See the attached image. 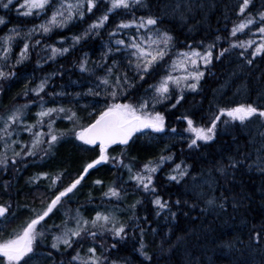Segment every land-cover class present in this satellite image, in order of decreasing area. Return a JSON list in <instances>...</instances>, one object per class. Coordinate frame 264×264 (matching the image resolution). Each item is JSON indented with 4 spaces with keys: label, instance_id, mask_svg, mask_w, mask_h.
Segmentation results:
<instances>
[{
    "label": "trees",
    "instance_id": "obj_1",
    "mask_svg": "<svg viewBox=\"0 0 264 264\" xmlns=\"http://www.w3.org/2000/svg\"><path fill=\"white\" fill-rule=\"evenodd\" d=\"M173 2L174 0H146L148 8L120 11L119 15L110 14L109 22L99 30V35H94L86 41L82 40L75 48L71 47L72 37L81 34L102 14L104 7L107 6V0L98 6L99 10L93 9L95 15L87 13L82 21H74L66 28H53L50 33L44 34L37 27L36 32L31 35L33 38L30 39L29 58L15 68L16 76L7 82L0 81V87L3 88L0 92V112L10 113L16 108L26 106L22 117L23 123L13 126L9 130L11 135L0 136V152L7 148V155L12 156L13 149L19 152L26 144L31 145L32 133L23 129L25 125L36 124L40 119L37 113L42 110L41 97L43 108L60 106L71 108L78 114L80 124L90 123L96 115L94 109L99 110L101 107L96 100L102 98L77 95L87 92L88 88L94 87L96 83L94 76L81 73L78 65L82 57L85 54L89 57V69L93 67L91 62H100L105 46L109 43L108 34L121 20L137 18L138 22L141 16L164 15V23L159 27L169 30L177 37L174 52L189 51L188 45L204 51L207 45L214 43L212 63L200 82V88L195 92L185 91V100L181 105L175 109L170 107L171 102L167 108L163 105L156 106V110L161 111L166 118L164 133L154 135L145 130L146 134L138 133L137 137H134V143L110 148L109 155L119 156L121 151H124V164L132 165L133 171H139L145 163L154 161L161 155H171L172 159L165 161L161 170L155 174L154 183L157 193L169 201L172 211L177 212V217L173 219L167 210L156 215V207L150 202L153 197L136 186V182L130 179L126 167L117 166L116 163L109 161L92 170L81 182V186H78L75 194H70V198H63L64 207L51 214L50 218H46L47 226L51 228L52 225H61L68 217L75 216L77 210L87 219L94 218L96 212L115 214L125 224L136 228L135 234L129 232L128 239L117 244L115 249L111 248L115 238L110 233H105L95 241V245L88 239L77 250L81 256L86 257L87 249L91 246L97 247L98 254L108 249L105 255L109 260L118 261V264H140L143 259L138 251L137 241L141 239L139 227L145 230L143 240L148 245L147 250L156 256L160 264H186L188 260H192L194 264H264V243L257 246L252 239L255 232L264 227V173L254 163L255 153L251 147L254 141H259V133L264 131V128L252 124L245 127L239 121L227 126L221 123L218 125L217 138L214 141L208 144L201 141L198 142L201 144L200 148L189 149L191 134L185 130L186 121L180 119L183 115H189L197 125H207L220 107H234L257 101L259 93L264 90V77H261V72L264 71V58L257 55L254 65H246L244 61L248 54L245 52H243L245 55L241 56L229 51L223 57H217L223 48H229L230 43H233L231 38L233 27L242 23L249 15L256 19L253 24L255 29L261 26L258 12L264 11V0H252V5L244 14L239 11L242 0H192L195 7L187 20H181L178 15L173 16L171 12L165 15L161 5ZM13 8L16 9V6ZM11 10L0 7V16H4L6 20V24L0 30V37L12 34L10 29L17 28L21 34L14 38H21L16 44L19 47H23L22 37L28 36L31 24L36 27L47 22L51 12V9L37 12L32 22V19L26 18L18 21L19 16ZM10 22L13 24L10 25ZM145 31L146 29H142L139 34L142 35ZM131 35H137L135 27L122 30L116 38L127 41ZM37 40L40 41L39 44L36 43ZM112 44L114 45V39ZM48 46L69 47L71 50L68 54H57L55 58L50 59L51 50ZM12 53L14 55L8 59L6 71L19 58L17 56L20 54L19 48H15ZM116 59L120 61L122 69L127 70L123 58L117 55ZM167 69L168 65L158 69L160 76L164 75ZM58 71H62L64 75H53ZM96 74L102 75L99 69ZM47 76H52L45 89L48 95L41 93L40 97H37L34 92L29 91ZM129 76L131 78V72ZM160 76L146 77L145 81L137 80L136 87L130 90V99L145 96V90L157 83ZM53 92H65L67 95L53 96ZM120 102H125L124 97L120 98ZM229 119L226 116L221 117L222 121ZM44 121L43 128L37 126L33 132L41 130L48 132V118L45 117ZM54 127L58 132L67 133L72 123L61 113L56 118ZM172 127L177 129V133L170 132ZM13 141L16 143H12ZM9 144L11 147H7ZM237 148L241 152L250 153L245 163L252 165V168H240L235 174V179L229 184L217 169L221 164L228 163L229 155L240 156ZM92 149V146L83 145L69 133L48 157L28 158L26 167L18 164V171L0 170V204L11 206L7 220L0 221V240L10 238L13 230H18L24 225L29 215L34 213L32 206L43 192L54 197L57 189L68 185L80 175L84 166L98 155V147ZM176 164L188 167L190 174L185 178L186 182L181 181L178 184L167 179ZM42 172L49 173L53 179L56 174H63V179L51 188V180L42 177L29 182ZM210 177L219 183L212 184ZM96 180L103 183L97 185L94 183ZM8 182L10 186L5 188L4 185ZM113 183L124 190L119 199L103 195ZM209 186L213 195L228 198L223 211L208 209L201 213V209L206 208V205L199 200V193L207 191ZM176 199L186 200L188 204L177 206L174 204ZM138 200L142 203L131 209L130 206ZM234 201L240 202L239 207L231 206ZM193 203H199V207L189 211V205ZM184 212H189V215L185 216ZM133 216L139 218L136 224L133 223ZM144 217H147V222ZM69 226H74V221L69 220ZM178 237L183 239L177 242ZM50 241L51 236L42 244L38 258L31 264H52L53 260L57 264H67L69 255H62L51 249ZM170 245L175 247L168 251ZM49 252L52 253L50 258ZM69 253L75 255L72 250H69Z\"/></svg>",
    "mask_w": 264,
    "mask_h": 264
},
{
    "label": "snow or ice",
    "instance_id": "obj_2",
    "mask_svg": "<svg viewBox=\"0 0 264 264\" xmlns=\"http://www.w3.org/2000/svg\"><path fill=\"white\" fill-rule=\"evenodd\" d=\"M102 3H104V0H23L20 8L26 9V11L21 13L24 16L33 15L34 10L46 11L51 9L52 11L47 22L28 30L27 35L30 37L36 32L37 27L42 33L48 34L53 28H66L74 21H82L87 13H93V9L99 10L98 6ZM250 5H252V0H242V4L239 5L240 13L244 14L245 10L250 8ZM0 7L10 10L15 7L14 0H0ZM141 7H149L146 0H107V6L104 7L102 14L93 20L81 34L72 37L71 47L75 48L82 40L86 41L94 35H99V30L104 28L105 24L109 22L110 14L119 15L120 11H132ZM194 7L195 5L192 3V0H174L171 4L163 3L161 5L165 15L171 12L173 16L178 15L181 20L189 19V13L194 10ZM258 16L261 25L258 31L264 34V11H259ZM164 19V15H149L147 17H139L138 22L137 18L128 21L121 20L109 32V43L105 46V51L100 58V62H91L93 67L89 69V57L87 54L82 57L78 65L81 73H89L94 76L96 83L94 87L88 88L87 92L78 93L77 95L102 98L96 100V103L101 104V107L99 110L94 109L96 115L90 123L86 125L80 124L78 114L71 108L63 106L43 108V98L41 97L42 110L37 113L40 119L37 120L36 124L25 125L23 129L32 133L31 145L26 144L25 148L19 152L13 149L12 156L7 155V148L4 152H0V170L6 172L10 169L18 171V164H23L26 167L28 158L40 157L43 159L48 157L56 145L69 133L76 140L81 141L83 145L94 146L92 150L95 147L99 149L97 157L84 166L80 175L71 180L68 185L57 189V194H55L54 198L41 210H34V215L26 220L24 225L18 230H13L10 238L0 240V264H31L34 259L38 258L39 250L49 236H51V249L56 250L57 253H61L62 255H69L70 258L67 264H76V262H79V264H118V261L109 260L105 255L108 249H104L98 254L97 247L91 246L87 249L86 257L81 256L77 250L88 239H91L93 245H95V241L105 233H110L115 238V243L111 245V248L115 249L117 244L125 242L128 239L129 232L135 234L136 228L125 224L115 214L96 212L94 218L87 219L77 210L75 216L68 217L61 225H52L51 228L47 226L46 219L50 218L51 214H54V210H59L58 206H62L63 198H70V194H75V191L78 190V186H81V182L85 179L89 170L95 169L98 165L108 163L109 161L116 163L117 166L126 167L130 179L136 182V186L145 194L153 197L150 202L156 207V215H159L161 211L167 210L173 219L177 217V212L172 211V205L169 204V201L163 199L157 193L154 183L155 174L161 170L165 161L172 159L171 155H161L156 160L145 163L139 171H133L132 165L124 164V151H121L119 156L109 155V149L112 146H128L130 142H135L134 137H137L138 133L141 135L146 134L145 130L164 133L166 131V118L161 111L156 110V106L163 105L167 108L169 107V102H171L170 107L175 109L178 105H181V102L185 100V91L195 92L200 88V82L205 77V71L201 70V62L205 70L212 63L214 43L207 45L203 52L192 48L191 45L187 46L189 51L174 52L177 37L172 35L169 30L159 27L160 24L164 23ZM255 22V17L249 15L242 23L233 27L231 35L236 36L237 32L242 31ZM5 24V17L0 16V25ZM133 27H135L137 35L129 36L127 41L122 38H116L122 30L132 29ZM142 29H146V31L141 35L139 33ZM10 32L12 33L11 35L3 38L6 47L0 48V56H2V59H0V81L5 82L16 76L15 68L22 65L29 58V44L24 43L19 58L8 67L7 71L5 70L9 54L12 51L13 38L21 34L17 28L10 29ZM113 39L114 45L112 44ZM36 43L39 44L40 41L37 40ZM201 43L203 42L201 41ZM252 43L254 42L231 43L229 48H223L219 52L217 58L223 57L225 53L237 47H251ZM48 47L51 50L50 59L55 58L57 54H68L71 50L69 47ZM117 55L123 58L127 70L122 69L120 61L116 59ZM173 55L176 57L175 60L172 59ZM240 55L244 56L245 53L241 52ZM257 55L264 58V43H261L253 52L249 53L244 63L246 65H254ZM164 65H168V69L164 72V75L160 76L158 69L163 68ZM178 67L183 69L184 75L175 76L172 74ZM97 69L100 70L102 75L96 74ZM129 72L132 73L131 78ZM53 75L63 76L64 73L58 71ZM153 75L160 76V78L157 83L150 85L145 90V96L137 97L135 100L130 99V90L136 87L135 82L137 80L145 81L146 77ZM261 77H264V71L261 72ZM51 79L52 76L42 78L39 84L29 89V91L34 92L37 97H40L41 93L48 95L45 89L48 87ZM2 91L3 88L0 87V92ZM52 95L63 96L67 95V93L53 92ZM121 97H124L125 102H120ZM25 108L26 106H21L11 111L7 116L0 117V121H3L0 133L6 136L11 135L12 133L9 130L13 125L23 123L22 117ZM61 113L64 114V118L72 123V127L67 133L58 132L54 127L56 118ZM225 116L230 119L222 121L221 117ZM45 117L48 118V132L42 130L33 132V129L37 126L41 129L43 128ZM180 119L186 121L187 128L185 130L191 134L190 142L188 143L189 149L200 148L201 144L198 142L201 141L204 144L214 141L217 138L218 125L221 123L227 126L239 121L245 127L252 124L258 125L259 128H264V90L259 93L257 101L238 104L234 107L225 106L218 108L217 114L213 116L207 125H197L189 115H183ZM170 132L175 134L177 133V129L172 127L170 128ZM259 136V141H254L251 147L255 153L254 163L264 173V131L260 132ZM12 143L16 142L13 141ZM7 147H11V145L9 144ZM237 152L241 153L240 156L229 155L227 157L228 163L221 164L217 169L223 179L229 184L232 182V179H235V174L240 168H252V165L245 163L249 159L250 153L241 152L239 148H237ZM189 174L188 167L176 164L172 168L171 173L168 174L167 179L179 184L181 181H185V178ZM40 177L51 180V188L62 181L63 174H56L53 179L49 173L42 172L38 174V177L31 178L29 182H33ZM210 179L212 184L219 183L211 177ZM94 183L100 185L103 182L96 180ZM9 186L10 182L4 185L5 188ZM122 191L124 190L113 183L108 186V190L103 195L119 199L121 198ZM227 199L226 197L213 195L212 188L209 186L207 191L199 193V200L206 205V208L201 209V213L208 209L223 211ZM140 203L142 202L138 200L130 208L134 209L136 204ZM239 203V201H234L231 206L233 208L239 207ZM174 204L181 206L182 204H188V202L176 199ZM10 207V205L0 204V221L7 220ZM197 207H199V203H193L189 205V211ZM180 210H183L182 207ZM183 214L188 216L189 212H184ZM132 219L134 224L139 220L135 216ZM143 219L147 222V217ZM69 220L74 221V226H69ZM137 227H139L138 224ZM139 233L141 239L137 241L139 243L138 251L140 256L143 257L140 264H160L156 256L147 250L148 245L143 240L145 230L142 227H139ZM182 239L183 237H178L177 242ZM252 239L257 246L264 243V227L255 232ZM101 247L103 248V245ZM173 247L175 245H170L168 251H171ZM69 250L75 252V255L69 253ZM51 256L52 253L49 252L48 257L50 258ZM52 264H57V262L53 260ZM186 264H194V262L188 260Z\"/></svg>",
    "mask_w": 264,
    "mask_h": 264
},
{
    "label": "rangeland",
    "instance_id": "obj_3",
    "mask_svg": "<svg viewBox=\"0 0 264 264\" xmlns=\"http://www.w3.org/2000/svg\"><path fill=\"white\" fill-rule=\"evenodd\" d=\"M21 3H23V0H14V5L16 6V9L15 8H11L12 9L11 12L12 13L15 12L19 16L18 17V21H21L22 18L34 19L33 17L37 14V12H39V13L43 12V11H40V10H34V14L33 15H30V16L21 15V13H23L24 11H26V9L20 8V4ZM51 14H52V11L50 12V16H51ZM12 24L13 23L10 22V25H12ZM2 26L3 25L0 26V30L2 29ZM32 27H34V24L33 23L31 24V28ZM8 35H11V34H8ZM6 36L7 35H4V36H1L0 37V48L6 47V45L4 43V39H3ZM22 38H24L23 39V43H28L29 46H30V39L33 38V36H30V37L29 36H23ZM231 38H232V42L233 43H236V44H239V43L245 42V41H253L254 42V43H252L251 47H247V48H239V47H237V48H234V49H231L230 50L231 52H234V53H237V54H240L241 52H245V53L249 54V53L253 52L255 50V48L258 47L261 43H264V34L260 33L258 31V29H255L254 26H253V24L252 25H249L247 28L243 29L242 31L237 32L236 36H232L231 35ZM18 39L20 40L21 38H13V41H12V51H14L15 48H19V51L21 52V50H22L23 47H19V46L15 45V44H17L19 42ZM12 51L9 54V58H11L14 55L12 53ZM201 52H203V51H201ZM17 56H19V54H17ZM0 59H2V56H0ZM172 59L175 60L176 57L173 56ZM209 66L210 65H208L207 66V69L205 70L204 69V66H203V64L201 62V70H204L205 73L208 70V67ZM172 74L175 75V76H182L185 73H184L183 69H181V68L178 67L175 71L172 72ZM8 113H9V111H7L5 113L4 112H0V117H5V116L8 115ZM1 124H3V121H0V128H1ZM13 126H15V125H13ZM146 132H149V133L154 134V135L155 134H158V133H155V132H151V130H146ZM2 134L3 133H0V136ZM52 198H54V197H52V195H50V194L46 195L43 192V194L38 198L37 202L35 204H33V206H32V212H34V210L35 211H39L42 208H44L50 202V200ZM58 207H59V210H60V208L64 207V203L62 204V206H58ZM58 211L54 210L55 213L58 212ZM33 215H34V213H32L31 215H29V218H31ZM39 252H40V250H39Z\"/></svg>",
    "mask_w": 264,
    "mask_h": 264
},
{
    "label": "water",
    "instance_id": "obj_4",
    "mask_svg": "<svg viewBox=\"0 0 264 264\" xmlns=\"http://www.w3.org/2000/svg\"><path fill=\"white\" fill-rule=\"evenodd\" d=\"M92 147H94V146H92ZM112 147H114V146H112ZM101 165H103V164H101ZM101 165H98L96 168L100 167ZM96 168H95V169H96ZM92 170H94V169L89 170V173H90ZM89 173H88V174H89ZM88 174L85 176V178L88 176Z\"/></svg>",
    "mask_w": 264,
    "mask_h": 264
},
{
    "label": "bare ground",
    "instance_id": "obj_5",
    "mask_svg": "<svg viewBox=\"0 0 264 264\" xmlns=\"http://www.w3.org/2000/svg\"><path fill=\"white\" fill-rule=\"evenodd\" d=\"M20 25V24H19ZM24 25V24H23ZM19 40V39H18ZM16 45V44H15ZM19 45V44H18ZM15 47V46H14ZM240 59V58H239ZM239 64V63H238ZM2 128V127H1Z\"/></svg>",
    "mask_w": 264,
    "mask_h": 264
},
{
    "label": "flooded vegetation",
    "instance_id": "obj_6",
    "mask_svg": "<svg viewBox=\"0 0 264 264\" xmlns=\"http://www.w3.org/2000/svg\"><path fill=\"white\" fill-rule=\"evenodd\" d=\"M31 21L33 22V19Z\"/></svg>",
    "mask_w": 264,
    "mask_h": 264
}]
</instances>
